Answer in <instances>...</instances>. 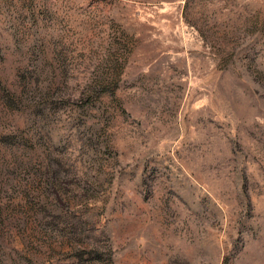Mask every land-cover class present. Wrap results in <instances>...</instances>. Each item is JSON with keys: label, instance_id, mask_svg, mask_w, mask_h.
Instances as JSON below:
<instances>
[{"label": "rangeland", "instance_id": "374dc122", "mask_svg": "<svg viewBox=\"0 0 264 264\" xmlns=\"http://www.w3.org/2000/svg\"><path fill=\"white\" fill-rule=\"evenodd\" d=\"M25 71L53 121L7 125L36 153L0 264H68L58 215L111 264H264V0H0L1 86Z\"/></svg>", "mask_w": 264, "mask_h": 264}, {"label": "trees", "instance_id": "16d2710c", "mask_svg": "<svg viewBox=\"0 0 264 264\" xmlns=\"http://www.w3.org/2000/svg\"><path fill=\"white\" fill-rule=\"evenodd\" d=\"M15 41L18 44L17 38ZM30 75L31 72L25 71L22 73V78L19 82L20 92L1 86L3 82L0 79V181L6 180L9 176L16 175L18 172L32 166L36 153V145L31 150L25 148L21 138L15 132L7 131V125H13L15 131L27 126L41 129L53 121V104H49L46 101L40 104L42 97L33 90L34 82ZM27 140L29 142H43V146L48 147L52 141V136L49 134H38L37 137H31ZM48 162L47 169L50 170L54 163L52 161ZM26 187L33 188L34 184L28 183ZM5 188H7L6 185H0V233L10 226V223L3 222L2 219L5 215L7 218V213L9 212L8 207H3L2 204V195ZM25 199L28 206L35 208L37 214L46 212L45 207L40 205L39 199L30 196V193L25 196ZM51 220L42 226L40 232L49 238L54 234L56 235V240L64 238V241L60 239L62 242L59 244L62 245V250L67 249L70 253L68 264H103L105 262L111 264V249L109 251L110 255L108 254L110 258L103 260L100 257V248L96 240L91 238L81 239L84 233L82 222L77 221L76 223L59 215L53 216ZM42 264H53V262L50 261L49 257V260Z\"/></svg>", "mask_w": 264, "mask_h": 264}]
</instances>
